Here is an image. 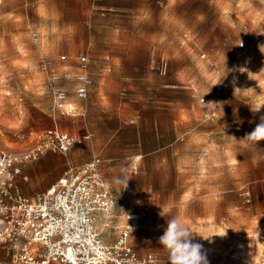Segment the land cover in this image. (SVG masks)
<instances>
[{
    "label": "rangeland",
    "instance_id": "374dc122",
    "mask_svg": "<svg viewBox=\"0 0 264 264\" xmlns=\"http://www.w3.org/2000/svg\"><path fill=\"white\" fill-rule=\"evenodd\" d=\"M90 1L0 0V149L22 151L55 123L71 135V129L94 134L70 154L54 152L46 162L45 153L26 164L20 194L33 198L48 188H31L60 176L75 165L73 158L84 163L98 156L116 201L113 216L119 222L127 213L137 218L132 244L138 254L151 253L154 264H169L159 237L169 218L160 212L171 209L199 234L193 242L202 245L208 264H264V159L259 158L264 152L238 141L264 117V0H127L125 17L113 18L124 28L123 35L117 33L124 43L110 49L107 59L106 50L87 47L84 16ZM32 32L40 37L39 48ZM143 37L154 40L150 49ZM241 42L247 56L240 54ZM80 53L90 58L93 85L113 90L117 121L95 119L86 127L81 116L54 121L49 113L41 55L61 71ZM104 60L113 61L109 71L121 68L126 76H102ZM172 82L175 88L166 87ZM216 83L223 86L220 92ZM176 98L181 131L175 143L164 146L169 139L161 135L172 125L167 102ZM213 107L214 117L202 122V113ZM258 146L264 148V141ZM132 156H140L135 174L128 171ZM35 164L39 167L31 170ZM125 178H131L126 188L116 182ZM10 258L1 264H10Z\"/></svg>",
    "mask_w": 264,
    "mask_h": 264
},
{
    "label": "built area",
    "instance_id": "2783aa9c",
    "mask_svg": "<svg viewBox=\"0 0 264 264\" xmlns=\"http://www.w3.org/2000/svg\"><path fill=\"white\" fill-rule=\"evenodd\" d=\"M102 2L91 0L93 6ZM157 3L161 4V1ZM31 38L34 47L39 48V35L32 32ZM239 46L240 54L247 56L249 52L244 42ZM65 59L66 56L59 58ZM75 62L77 73L74 74L68 69L56 70L48 55L40 57L39 71L46 77L52 117L81 116L77 103L88 99L93 81L89 74L88 54H78ZM208 67L220 75L221 71L213 63ZM165 69L161 67L163 73ZM72 79L75 85L70 92L61 82ZM222 89L221 83L215 84L217 92ZM192 97L201 104L205 102L196 93ZM215 110L217 107L203 112L201 121L214 117ZM93 137L92 132L76 136L54 126L22 151L0 149V243L10 252V264L155 263L154 255H140L133 247L132 239L137 230V218L133 214L125 215L113 241H106L104 233L113 227L116 201L101 171L99 157L77 167H68L50 188L33 198L20 194L17 189V180L26 164L47 152L65 156ZM139 159L140 156L128 157L129 173L137 172Z\"/></svg>",
    "mask_w": 264,
    "mask_h": 264
},
{
    "label": "crops",
    "instance_id": "0c3cea01",
    "mask_svg": "<svg viewBox=\"0 0 264 264\" xmlns=\"http://www.w3.org/2000/svg\"><path fill=\"white\" fill-rule=\"evenodd\" d=\"M125 1H127V0H112L111 2L108 0H104L101 4H99L96 7H93V5L90 1V5H91L90 8L91 9L87 10L85 12L84 32H86V34L89 35L87 47L88 48H101L103 50H106L103 58L107 59L109 57L108 54H109L110 49H114L118 45H122L121 43H124V42H122L123 40H121V39L119 40L117 37V33H122V35H123L124 28L122 26L114 25L115 21L113 20V18L122 19L125 17V15H124L125 9L122 7L125 5ZM121 22L123 23V21H121ZM141 39H143L144 42H149L148 46H147L148 49H150L152 47V43H154V40L152 41V39L149 40V38H144V37ZM125 46H126V44H125ZM133 47H134L133 41H130L128 48H133ZM143 47L145 48V46H143ZM130 61H132V64H133L132 58L130 59ZM109 63L113 64V61H111V62H109V60L103 61V64H105L106 67H104V69L102 70V76H126L125 72L123 70H121V68H115V67L112 68L111 67V70L109 71ZM165 64H166L165 62H161V65H165ZM67 68L70 69L71 71H77L75 63L66 64L63 67V69H67ZM135 71H137V70H135ZM89 74H90V65H89ZM161 74L165 75L164 73H161ZM90 76H91V74H90ZM64 85H65V87H67L69 89L70 92H72L74 85H75V82L72 79V80L66 82ZM175 86H176V84L174 82H172L170 85H168L166 87L175 88ZM112 93H113V90H111L109 87L107 88V86H102L100 82L94 83V85L92 84V86L89 90L88 99L84 102H78L77 103L78 109L81 113V117H83V121L86 122V127L88 124L89 125L92 124L93 120H95V119L99 120V121H104L105 119L117 121L118 116H113V114L116 112L115 111L111 112V110L114 109L113 108V102L111 101ZM105 98H107V99H105ZM71 99H73L72 96H71ZM167 105L169 106L166 108L167 115L171 116L170 122L172 123V125L170 128L169 127L166 128V133H163L161 135V137H165V138L169 139L163 143L164 146H168V145L175 143V139L178 138L180 135L181 124H182L180 99L179 98L172 99L171 102H169V101L167 102ZM55 117H52L53 120L55 119ZM57 117H59V116H57ZM54 126L57 127L58 125L55 123ZM71 131L73 133H75V135H77V136H80L82 134L84 135V134L88 133V132L83 133V129H78V130L77 129H71ZM63 132H66V131H63ZM66 133H68V132H66ZM68 134H70V133H68ZM72 135H74V134H72ZM71 151H70V153H71ZM79 151L80 150H76L73 155H75ZM45 155H46V157L44 160H46V162H47V161L53 159L55 153L49 152V153H46ZM72 160H73L72 163H74L75 165H68L66 167V169L68 167H77V166L83 164V161H84L82 158H77V159L73 158ZM25 167H24V169H25ZM38 167L39 166H37V164H35V165L31 166L30 169L32 170V169H35ZM101 168H102V165H101ZM24 169H23V171H24ZM23 171H22V173H23ZM21 176H22V174H21ZM60 176L56 175L55 177L43 178L41 180V182L37 185L36 188L35 187L31 188V191L37 192V191L49 188L50 186H52L54 184V182H56L58 180V178H60ZM19 178H18V180H19ZM18 180H17V189L19 191ZM127 214H125V215H127ZM125 215H123V218L125 217ZM116 219L117 218L114 217L113 227L111 229H109L108 231H105V233H104V235L107 237L106 238L107 242L113 241V239L115 238V236L117 235V233L119 231V228L124 223V219L121 222L117 221ZM97 226L99 227L100 224L98 223ZM8 257L10 258V252H9L7 246L0 243V264ZM10 259H9V261H11Z\"/></svg>",
    "mask_w": 264,
    "mask_h": 264
},
{
    "label": "clouds",
    "instance_id": "9594fccd",
    "mask_svg": "<svg viewBox=\"0 0 264 264\" xmlns=\"http://www.w3.org/2000/svg\"><path fill=\"white\" fill-rule=\"evenodd\" d=\"M238 141L244 148L258 149L260 152H264V148L258 146L260 141H264V117L260 118L259 123L250 133H246ZM259 158L264 159V155ZM129 179L131 178L117 180L116 182L118 184L123 183L126 188ZM160 215L169 217L166 220L167 227L159 237V244L168 253L169 264H208L202 245L193 242L194 234L198 233L183 224L178 217L171 215V209H162Z\"/></svg>",
    "mask_w": 264,
    "mask_h": 264
}]
</instances>
